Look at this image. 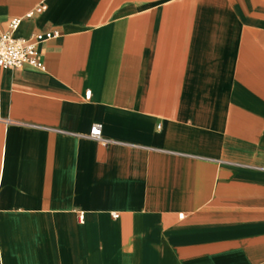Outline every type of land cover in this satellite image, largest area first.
Returning a JSON list of instances; mask_svg holds the SVG:
<instances>
[{
	"label": "crops",
	"instance_id": "0c3cea01",
	"mask_svg": "<svg viewBox=\"0 0 264 264\" xmlns=\"http://www.w3.org/2000/svg\"><path fill=\"white\" fill-rule=\"evenodd\" d=\"M12 17L58 36L0 68V264H264V0Z\"/></svg>",
	"mask_w": 264,
	"mask_h": 264
},
{
	"label": "built area",
	"instance_id": "2783aa9c",
	"mask_svg": "<svg viewBox=\"0 0 264 264\" xmlns=\"http://www.w3.org/2000/svg\"><path fill=\"white\" fill-rule=\"evenodd\" d=\"M44 4L36 6L26 16H32L34 12H42ZM21 17H12L7 20L6 29L0 33V68H21L25 65L38 69H44V64L38 56V43L58 36L57 31H44L33 33L28 37H19L15 34L21 23ZM85 97H90V91L85 92ZM89 137L97 141H105L101 134V125L93 124L89 131ZM115 216V214H114Z\"/></svg>",
	"mask_w": 264,
	"mask_h": 264
}]
</instances>
